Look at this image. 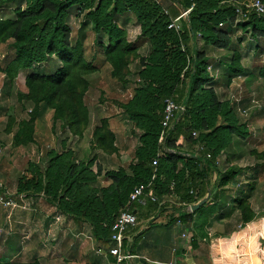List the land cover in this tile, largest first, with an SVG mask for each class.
<instances>
[{"label":"trees","instance_id":"1","mask_svg":"<svg viewBox=\"0 0 264 264\" xmlns=\"http://www.w3.org/2000/svg\"><path fill=\"white\" fill-rule=\"evenodd\" d=\"M20 1L25 7L21 9L19 5L13 19L0 18V46H7V53L0 63L3 77L0 99L12 96L15 81L22 73L27 92H15L16 102L19 106L25 103L31 107L28 119L19 122L12 138L15 146L34 141L33 124L46 111L53 113L54 122L64 119L69 121L66 122L69 128L80 127L79 115L85 110L81 108V111L72 112L71 109L75 108L69 96L77 93L78 80L91 71L92 66L83 58L80 42L71 44L70 13L84 16L81 29L90 26L95 37L96 55L103 57L102 63L110 67V75L118 83H127L126 78L132 73L128 68L136 51L144 48L146 55L140 58L133 71L138 82L133 85L131 98L119 106L134 128L140 131L132 177L124 171L108 172L110 185L98 189L93 184L99 173L91 172V163L86 166L73 164L69 156L54 152L45 156V167L38 163L28 165L26 174L19 180L18 193H41L45 202L62 215L88 224L93 238L104 246L108 245L110 227L119 212L136 209L127 206L128 197L140 185L151 183L160 201L176 194L180 202L194 206L209 192L216 204L226 200V187L235 180L239 170L227 168L223 174H218V186L206 189L209 172L216 168L217 158L230 147L233 137L245 139L248 132L245 123L238 124L233 104L219 101L211 88L214 79L207 71L210 58L197 48L196 36L201 38L204 47L226 52L225 63L214 60L218 65L223 64L222 81L225 85H230L237 76L264 81V65L254 75L240 64L241 46L248 36L250 42L256 43L255 47L261 40L264 43L263 16L250 12L246 20L235 22L234 10L225 2L242 0H166L183 11L190 10L186 21L178 22L177 30H169L170 12L164 13L160 4L142 0ZM260 1L264 5V0ZM10 2L14 0H0V11ZM127 12L134 16L140 27L133 44L127 42L125 32L118 25L119 21L125 23L123 16ZM166 98L183 106L184 112L160 145L159 121ZM8 109L0 106V114H7ZM6 117L12 119L10 115ZM193 133L197 134L196 139L192 138ZM18 137L22 138L21 143ZM104 138L105 135L99 134L100 144ZM183 143L192 149L196 145V154L185 153L188 150L182 149ZM159 150H164L163 157L158 158L156 167H153L152 161ZM204 153L210 154L211 158L206 159ZM171 187L174 193H171ZM190 189L195 192L194 197L189 195ZM230 203L239 213L241 225L253 220L248 199L231 197ZM214 212L216 208L205 203L184 219L190 221L191 216H195L196 225L200 227L214 216ZM258 223H261L264 237V220ZM254 244L256 252L263 253L261 259L264 260V246L259 247L253 240ZM256 252L251 249V256ZM0 264L23 263L0 260Z\"/></svg>","mask_w":264,"mask_h":264},{"label":"rangeland","instance_id":"2","mask_svg":"<svg viewBox=\"0 0 264 264\" xmlns=\"http://www.w3.org/2000/svg\"><path fill=\"white\" fill-rule=\"evenodd\" d=\"M21 2L20 0H14V2L7 3L0 11V18L13 19L14 11L19 5L21 9L25 7ZM231 2L235 1L225 2V4L232 8ZM155 4L162 6V0H157ZM164 12H166L165 8ZM180 16H183L182 18L186 21L187 14L184 13ZM123 18L125 23L122 24L119 21L118 25L125 32L127 42L133 44L135 38L139 36L140 27L131 13H125ZM68 22L71 31V44H75L76 41L80 42L83 58L92 66V70H89L87 74H83L78 80L77 93L72 97L69 96L70 102L72 101L73 104L72 107L75 108L71 109L72 112L77 109L79 111L85 110H83L84 113L81 112V115H79L80 127L71 126L69 128L68 123H66L69 121L64 119L54 122L52 120L53 113L46 111L33 124L35 142L15 146L12 138L18 128L17 126L22 119H28L31 109L25 103V106L24 104L19 106L14 94L15 92L26 94L24 76L19 75L17 77L11 97L0 99V106L9 107L7 114H5L6 112L0 114V234H3L4 230L2 227L3 219L8 220L9 217H13L14 221L18 222L14 233L23 238L25 242L27 240L32 242L33 240L32 245L35 247H37V243H44L43 249L49 242L54 241V244L58 242L54 231L50 229L56 228V225L63 228V216L53 214L52 209L46 206L44 195L41 193L31 195L26 192H17L19 180L26 174L28 165L38 163L45 167L47 162L45 156H48L49 153L65 154L69 156L68 159L73 164L86 166L91 163L89 165L91 172L99 173L93 187L103 189L111 183L107 176L108 172L124 171L129 177H132L135 164L134 153L139 145L140 131L134 128V125L119 106L120 103L127 102L131 98L132 89L135 87L133 85L138 82L133 71L140 58H145L144 48L137 50L133 56L132 63L128 68L132 73L126 78L127 83H118L116 79L111 77L110 67L102 63L103 57L96 55L95 37L90 31V26L87 25L84 26L85 29H81L84 16H76L70 13ZM248 37L247 41L241 46L240 64L256 75L264 65V43L261 40L260 45L258 44V47H255L256 43L250 42ZM196 38L197 41H201L200 37L196 36ZM199 43L203 44L202 41ZM6 53L7 46L1 45L0 63ZM207 71L214 79L211 88L217 94L218 100L233 104L238 124L245 123L248 132L245 139L233 137L230 147L220 153L219 156L223 161L222 163L217 162L215 169H210L208 188L205 187L206 189H212L219 184L218 174H223L225 169L229 167L223 164L228 156H243L237 160V168L243 169L264 165V81L237 76L233 77L230 85H225L220 79L223 73L218 74L219 71H216L212 64L209 63ZM2 79L3 77L0 74V88ZM6 115H10L12 119H8ZM96 130L99 131L95 133ZM99 134L100 136H106V139H103L104 141L100 140L101 144L98 140ZM194 134H191V136L196 139L197 134ZM21 139V137H18L19 143H21ZM181 142L185 141L181 139ZM182 149L184 151L188 150L185 153L196 154V145L192 149L183 143ZM159 153H164V150L162 152L159 150ZM105 158H108V160ZM27 177L29 178V175ZM258 178L259 183L255 188V184H249L247 180L242 179V176H237L238 184L241 186L238 191H234L235 188L231 186V181V184L229 183L226 187L230 189V193L228 194V191L224 193L226 200H223L222 204L226 205L231 199V194L233 195V192H236L234 198L248 199L251 208L254 207L258 209L257 212L262 213L258 215L260 219L264 218V209L261 210L257 206L262 203L260 207L263 208L264 175ZM88 192H91V190ZM7 201L11 203L10 206L5 205ZM233 207L232 204L231 208ZM223 215L227 216L225 213ZM49 217L53 219L49 221V227L45 229L44 222H47ZM217 229L221 234L228 233L227 228L219 227ZM1 241L3 242V238H0ZM260 244L262 246L263 242H260ZM53 249L58 250L56 246ZM0 260L1 262L4 261V259ZM242 262L243 260H241Z\"/></svg>","mask_w":264,"mask_h":264},{"label":"crops","instance_id":"3","mask_svg":"<svg viewBox=\"0 0 264 264\" xmlns=\"http://www.w3.org/2000/svg\"><path fill=\"white\" fill-rule=\"evenodd\" d=\"M162 7L166 9V12H170L172 20L184 12L166 0H162ZM181 20L185 21L184 18ZM199 42L201 41H196L197 48L204 51L206 56L210 58L209 63L215 67L216 71H219L218 74L223 73V64L219 63L218 65L214 60L225 63L226 52L204 47ZM19 75L24 76L22 73ZM220 79L222 81V76ZM242 157L228 156L223 164L229 166L228 168L239 170L237 176H242V179L247 180L249 184H255L256 188L259 183L258 177L264 175V165L245 167L244 170L237 168V160ZM105 159L108 160V158ZM222 161L223 159L219 156L217 162L222 163ZM237 176L231 185L235 188L234 191H238L241 186L238 184ZM229 193L230 189H228ZM235 193L233 192L230 198L234 197ZM163 200L159 202L157 207L152 206L154 208L148 206L145 209H133L132 212L137 218V227L127 232L123 238L125 245L123 249L125 253L123 254L134 256V259L130 261H118L109 256L107 253L109 246H104L93 238L88 224L73 221L49 204L46 206L52 209L54 215L61 214L63 216V228L56 225V228L50 229L54 231L58 242L55 244L54 241L49 242L44 247L45 249L42 248L44 245L42 242L37 243V247H35L32 245L33 240L32 242H28L29 240L25 242L23 238L14 233L18 222H15L13 217H9L8 220L5 218L2 222L4 235L0 234V238H3V242H0L2 243L0 244V259L5 261L18 260L23 264L34 261L39 264H240L241 260H243L241 264H264V260L261 259L263 253H257L256 244L252 245L253 240H255L259 247L264 246V237L261 234L263 229L261 223H258L262 222L264 218L260 219L258 215L262 213L257 212L258 209L252 206L253 220L241 225L240 215L231 208L232 203L229 201L223 205L222 202L218 201L216 204L217 201L214 200V197L213 199L210 198L209 192L196 204L205 200L207 206L216 208V212H214V216L207 219L203 226L197 227L199 224L196 225L195 216H191L190 221L184 219L189 212L185 207L186 204L180 202L176 194L165 196ZM257 206L261 210L264 209V201L263 208L260 207L262 203ZM231 209L232 212L228 215L227 213ZM223 213L228 216H224ZM52 219L49 217L47 222H44L45 229L49 227V221ZM21 223L23 224V222ZM219 227L227 228L228 233H219L217 229ZM50 230L48 231L50 232ZM260 242H263L262 246ZM54 246L58 250L53 249ZM100 249L101 252L99 253L98 250ZM251 249L256 252L254 256H251ZM262 251L264 252V248ZM237 260L238 262H236Z\"/></svg>","mask_w":264,"mask_h":264},{"label":"built area","instance_id":"4","mask_svg":"<svg viewBox=\"0 0 264 264\" xmlns=\"http://www.w3.org/2000/svg\"><path fill=\"white\" fill-rule=\"evenodd\" d=\"M147 3H157V0H142ZM231 7L234 10L236 21H244L247 19L250 12L256 14V16L264 17V5L260 0H242L240 2H231ZM190 10L184 11L181 15L188 14ZM166 13V12H164ZM183 16H178L174 20L170 22L167 29L177 30L178 22L182 19ZM221 27V25H219ZM199 37V36H198ZM184 108L183 106L175 103L172 98H166L162 103V110L160 115V135L158 138V144H163L166 139V134L168 131H171L173 127L178 123L180 116L183 114ZM192 135H195L194 133ZM200 152H203L202 148H198ZM163 153H158L156 159L152 161V166L156 167L157 159L162 157ZM204 157L206 159H210L211 156L208 153H204ZM153 179V177H152ZM171 193L174 191L173 188H170ZM189 195L194 197L195 192L193 190L188 191ZM164 201V200H162ZM160 200L155 195L152 184L147 183L145 185H140L135 187L131 194L128 197V205L135 207L136 209H145L149 204L159 205ZM6 206H10L11 203L7 201L5 203ZM129 207V208H130ZM187 212L192 213L191 205H185ZM137 227V218L136 215L130 210L125 209L119 212V214L114 219L111 227H110V237L107 249V253L109 256L114 257L116 260H132L134 256L130 254H123V238L124 235L130 230ZM183 237V236H182ZM101 252V249L98 250Z\"/></svg>","mask_w":264,"mask_h":264},{"label":"water","instance_id":"5","mask_svg":"<svg viewBox=\"0 0 264 264\" xmlns=\"http://www.w3.org/2000/svg\"><path fill=\"white\" fill-rule=\"evenodd\" d=\"M205 204V200L201 201L200 203L194 205V206H191V211L194 212V211H197L200 207H202L203 205Z\"/></svg>","mask_w":264,"mask_h":264}]
</instances>
